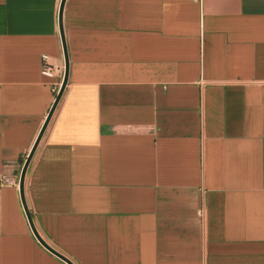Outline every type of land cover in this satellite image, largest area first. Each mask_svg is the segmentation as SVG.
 Masks as SVG:
<instances>
[{
    "label": "crops",
    "instance_id": "crops-1",
    "mask_svg": "<svg viewBox=\"0 0 264 264\" xmlns=\"http://www.w3.org/2000/svg\"><path fill=\"white\" fill-rule=\"evenodd\" d=\"M61 0H0V178L64 74ZM68 80L29 164L40 238L72 264H264V0H66ZM0 264H67L0 187Z\"/></svg>",
    "mask_w": 264,
    "mask_h": 264
},
{
    "label": "water",
    "instance_id": "water-1",
    "mask_svg": "<svg viewBox=\"0 0 264 264\" xmlns=\"http://www.w3.org/2000/svg\"><path fill=\"white\" fill-rule=\"evenodd\" d=\"M65 1L66 0H61L60 2V5H59V11H58V29H59V34H60V39H61V45H62V50H63V56H64V62H65V65H64V74H63V79H62V82H61V86L59 88V91L51 105V108L47 114V117L44 121V124L42 126V128L40 129L39 131V134L30 150V152L28 153L26 159H25V162L22 166V169H21V172H20V177H19V192H20V197H21V201H22V205H23V208H24V211H25V214H26V217H27V220H28V223H29V226L35 236V238L40 242V244L42 246H44L47 250H49L51 253H53L54 255H56L57 257H59L61 260H63L65 263L67 264H72L69 260H67L65 257L61 256L60 254H58L56 251H54L52 248H50L41 238L40 236L38 235L34 225H33V222H32V219H31V216L27 210V207H26V204H25V200H24V194H23V189H24V180H25V176H26V172H27V169L29 167V164L33 158V155L39 145V142L47 128V125L53 115V112L55 110V108L57 107L62 95H63V92L65 90V87L67 85V80H68V56H67V50H66V44H65V39H64V34H63V26H62V15H63V8H64V4H65Z\"/></svg>",
    "mask_w": 264,
    "mask_h": 264
},
{
    "label": "built area",
    "instance_id": "built-area-1",
    "mask_svg": "<svg viewBox=\"0 0 264 264\" xmlns=\"http://www.w3.org/2000/svg\"><path fill=\"white\" fill-rule=\"evenodd\" d=\"M41 67L40 73L43 77L53 79L55 82L52 83V93L53 100L55 99L59 88L61 86V82L63 79V69L60 66L54 65L49 56L42 55L40 58ZM10 186L16 189H19V181L15 179H10L5 176H1L0 178V187Z\"/></svg>",
    "mask_w": 264,
    "mask_h": 264
}]
</instances>
